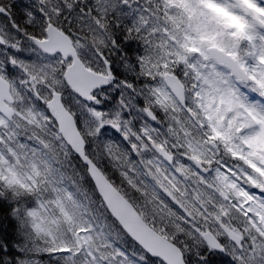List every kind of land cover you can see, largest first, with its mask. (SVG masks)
Instances as JSON below:
<instances>
[{
	"label": "snow or ice",
	"instance_id": "1",
	"mask_svg": "<svg viewBox=\"0 0 264 264\" xmlns=\"http://www.w3.org/2000/svg\"><path fill=\"white\" fill-rule=\"evenodd\" d=\"M218 257L264 264V0H0V264Z\"/></svg>",
	"mask_w": 264,
	"mask_h": 264
},
{
	"label": "trees",
	"instance_id": "2",
	"mask_svg": "<svg viewBox=\"0 0 264 264\" xmlns=\"http://www.w3.org/2000/svg\"><path fill=\"white\" fill-rule=\"evenodd\" d=\"M133 47H135V46H133ZM6 227L8 228L9 232L11 233L12 229L14 228V224L7 223ZM216 264H228V260H227V258H224V257H218L216 259Z\"/></svg>",
	"mask_w": 264,
	"mask_h": 264
}]
</instances>
